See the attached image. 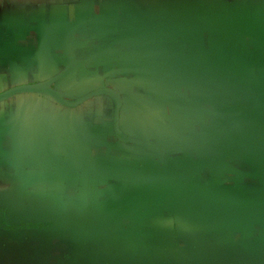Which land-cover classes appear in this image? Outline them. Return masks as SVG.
Here are the masks:
<instances>
[{"label": "water", "instance_id": "95a60500", "mask_svg": "<svg viewBox=\"0 0 264 264\" xmlns=\"http://www.w3.org/2000/svg\"><path fill=\"white\" fill-rule=\"evenodd\" d=\"M263 2L135 10L119 0L117 23L86 34L119 44L118 71L171 99L149 114L148 129L121 128L122 100L111 87L75 97L52 88L66 71L0 92V101L35 93L69 107L108 95L113 137L136 156L105 175L117 185L98 192L1 191L7 223L47 225H0V264H264ZM14 127V137L25 132ZM0 134L7 163L6 125Z\"/></svg>", "mask_w": 264, "mask_h": 264}, {"label": "crops", "instance_id": "0c3cea01", "mask_svg": "<svg viewBox=\"0 0 264 264\" xmlns=\"http://www.w3.org/2000/svg\"><path fill=\"white\" fill-rule=\"evenodd\" d=\"M118 1L0 0V92L8 86L39 82L66 71L54 81V89L75 97L101 85L111 87L121 94L122 129L153 126L156 122L149 114L171 99L158 90L134 85L126 73L118 71L119 44L86 38L97 23L98 32L117 23L121 12ZM125 1L141 10L189 2L217 5L224 0ZM112 109L111 99L105 95L74 107L35 93H20L0 101V129L8 127L10 146L9 162L0 163V192L88 194L117 185L120 181L105 175L127 166L136 156L123 150L113 137ZM14 125H22L23 135L12 136L17 130ZM67 156L74 158L71 165L64 163ZM68 173L74 177H65ZM0 216V225L7 229L33 228L17 225L43 223L13 222L11 218L7 223L2 208ZM64 257H69V251Z\"/></svg>", "mask_w": 264, "mask_h": 264}, {"label": "flooded vegetation", "instance_id": "af4514ba", "mask_svg": "<svg viewBox=\"0 0 264 264\" xmlns=\"http://www.w3.org/2000/svg\"><path fill=\"white\" fill-rule=\"evenodd\" d=\"M55 75H58V74H55ZM54 75V76H55ZM52 88H53V84H51L50 85ZM11 87H13V86H8V87H6L4 90H7V89H9V88H11ZM3 90V91H4ZM2 92V91H1ZM103 95H105V94H103ZM120 95V97H121V94H119ZM105 96H108V95H105ZM92 97H94V96H92ZM91 97V98H92ZM109 97V96H108ZM9 98V97H8ZM110 98V97H109ZM88 99H90V98H88ZM87 99V100H88ZM111 99V98H110ZM111 102H112V106H113V101H112V99H111ZM3 220H2V218H1V216H0V222H2ZM45 224L44 223H37V224H25V225H17L18 227H38V226H44ZM13 227H16V226H13Z\"/></svg>", "mask_w": 264, "mask_h": 264}]
</instances>
